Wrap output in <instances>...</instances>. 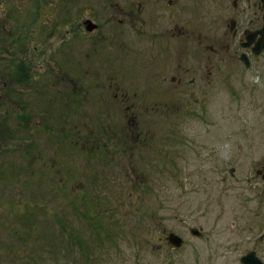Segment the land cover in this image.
I'll use <instances>...</instances> for the list:
<instances>
[{"label": "rangeland", "instance_id": "374dc122", "mask_svg": "<svg viewBox=\"0 0 264 264\" xmlns=\"http://www.w3.org/2000/svg\"><path fill=\"white\" fill-rule=\"evenodd\" d=\"M55 4L0 11V264L264 261V57L230 86L220 63L180 86L146 61L83 62Z\"/></svg>", "mask_w": 264, "mask_h": 264}, {"label": "flooded vegetation", "instance_id": "af4514ba", "mask_svg": "<svg viewBox=\"0 0 264 264\" xmlns=\"http://www.w3.org/2000/svg\"><path fill=\"white\" fill-rule=\"evenodd\" d=\"M3 1L4 14L18 8L25 15H48L56 7V0ZM61 9V41L67 48L75 41L83 62L146 61L172 71L171 82L180 86L195 84L196 77L187 80L192 72L211 74L214 63L224 64L227 86L234 78L239 84L244 70L263 67L264 0H61ZM114 88L115 96L127 98L120 86ZM256 167L264 181V161Z\"/></svg>", "mask_w": 264, "mask_h": 264}, {"label": "water", "instance_id": "95a60500", "mask_svg": "<svg viewBox=\"0 0 264 264\" xmlns=\"http://www.w3.org/2000/svg\"><path fill=\"white\" fill-rule=\"evenodd\" d=\"M259 32H261L260 49H264V26ZM193 233L199 235V231L197 230H194ZM167 241L172 247L178 249L184 244L183 238L174 232L169 233ZM240 260L243 264H264L262 258H260L255 251L247 252Z\"/></svg>", "mask_w": 264, "mask_h": 264}, {"label": "trees", "instance_id": "16d2710c", "mask_svg": "<svg viewBox=\"0 0 264 264\" xmlns=\"http://www.w3.org/2000/svg\"><path fill=\"white\" fill-rule=\"evenodd\" d=\"M16 65H18L20 68L22 67V71L24 72V73H26L27 72V70H28V67H27V65L25 64V62L23 61V60H21L20 62H18V63H16ZM10 68H12V66H10ZM10 72H12L11 74H9V77L11 78V79H14V83L16 84V82L17 83H19V84H21V85H24L25 83L27 84L28 82H30V80H31V77L30 78H27V79H24V77L23 76H19L17 73H18V71L17 70H11ZM28 74V73H27ZM0 78H2L1 79V81H2V83H4V82H7V78H5V74H0ZM5 85V84H4ZM3 87L2 86H0V89H2ZM8 94H9V92H8ZM66 97H68V96H70V94H66L65 95ZM3 98H2V96H0V100H2ZM3 102V101H2ZM0 115H2V114H0ZM5 116H0V124H3V123H1L2 121V118H4ZM21 118H23V117H21ZM28 119V118H27ZM43 121L46 123L47 121L45 120V119H43ZM88 124H81L80 125V127H82L83 128V130L84 131H87L88 130V132H90L89 130H90V128L89 129H86V127H88L87 126ZM78 126L79 125H75L74 126V128L75 129H77L78 130ZM5 127V126H4ZM50 127L48 126V129H49ZM80 129V128H79ZM2 130H3V128H2ZM1 130V131H2ZM62 130H65V128L63 127L62 128ZM1 131H0V133H1ZM52 132V128H51V130H50V133ZM63 132V131H62ZM53 133V132H52ZM68 133V132H67ZM76 133H78L79 134V130L76 132ZM66 134V133H65ZM89 134H92V133H89ZM68 136H69V134H68ZM97 137H102V136H97ZM98 141V139H96V140H94L93 142L95 143V145L98 143L97 142ZM126 141V140H125ZM100 143H101V141H100ZM106 143H107V140H105L104 141V145H106ZM125 143V142H124ZM100 145V144H99ZM98 148H100V146H98Z\"/></svg>", "mask_w": 264, "mask_h": 264}]
</instances>
